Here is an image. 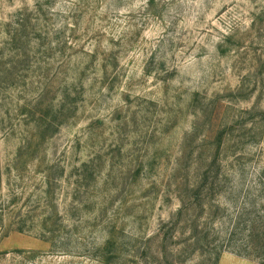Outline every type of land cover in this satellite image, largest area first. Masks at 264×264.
Returning a JSON list of instances; mask_svg holds the SVG:
<instances>
[{
  "label": "rangeland",
  "instance_id": "obj_1",
  "mask_svg": "<svg viewBox=\"0 0 264 264\" xmlns=\"http://www.w3.org/2000/svg\"><path fill=\"white\" fill-rule=\"evenodd\" d=\"M262 217L264 0H0V264H213Z\"/></svg>",
  "mask_w": 264,
  "mask_h": 264
},
{
  "label": "trees",
  "instance_id": "obj_2",
  "mask_svg": "<svg viewBox=\"0 0 264 264\" xmlns=\"http://www.w3.org/2000/svg\"><path fill=\"white\" fill-rule=\"evenodd\" d=\"M63 97H64V94H63ZM62 103H63V99L61 98L60 103L58 102V104L55 107L51 105L50 107H52V109L54 108L59 113H62V110L64 108V105H62ZM52 109L47 110V108L45 109V106L42 109V112L40 114V124H39L42 128L45 127V129H43L42 134H45L47 129L49 128L55 131L57 130V126L60 125V124H55L52 122V120L48 119L49 118L48 113L49 112L51 113ZM74 110H75V106H74ZM222 143L223 142L221 140V136H219L218 138H214L212 142V145L215 148V155H214L215 158H217L218 156ZM28 146L29 144H27L24 148L28 149L29 148ZM210 173L211 172H206L205 175H203V177L199 178V181L201 182L202 180L204 182L207 179L214 180V177L210 176ZM193 195H194L193 199H195L196 194L194 193V191H193ZM259 220L254 219L248 222V226L246 227L245 238L244 240H241L239 244H237V242L235 241L231 242L233 239L229 238V240L226 242L224 246V248L227 250H222L221 248L217 253L216 252L214 253V258H213L214 263L213 264H218L220 253L223 251H230L231 253L237 256L255 258L256 260L259 261L260 264H264V231H261V229H264V217L259 218ZM114 243L116 242L113 239L111 238L107 239L103 246V250L104 251L107 250L109 247L114 245Z\"/></svg>",
  "mask_w": 264,
  "mask_h": 264
}]
</instances>
